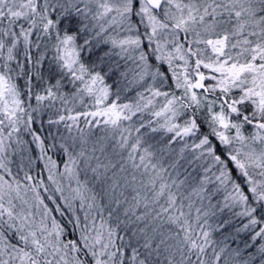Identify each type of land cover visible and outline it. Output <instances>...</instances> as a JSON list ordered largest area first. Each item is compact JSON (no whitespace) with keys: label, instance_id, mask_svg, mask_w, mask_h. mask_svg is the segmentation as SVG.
Masks as SVG:
<instances>
[{"label":"snow or ice","instance_id":"6c2138e0","mask_svg":"<svg viewBox=\"0 0 264 264\" xmlns=\"http://www.w3.org/2000/svg\"><path fill=\"white\" fill-rule=\"evenodd\" d=\"M0 264H264V0H0Z\"/></svg>","mask_w":264,"mask_h":264}]
</instances>
